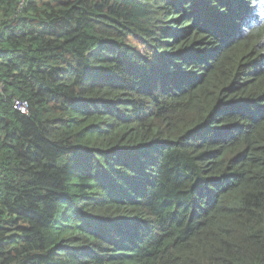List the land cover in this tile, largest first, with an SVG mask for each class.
<instances>
[{"label": "trees", "instance_id": "1", "mask_svg": "<svg viewBox=\"0 0 264 264\" xmlns=\"http://www.w3.org/2000/svg\"><path fill=\"white\" fill-rule=\"evenodd\" d=\"M0 264H264V0H0Z\"/></svg>", "mask_w": 264, "mask_h": 264}, {"label": "built area", "instance_id": "2", "mask_svg": "<svg viewBox=\"0 0 264 264\" xmlns=\"http://www.w3.org/2000/svg\"><path fill=\"white\" fill-rule=\"evenodd\" d=\"M14 107L16 110H18L22 114L28 113V107L27 104L21 101H15Z\"/></svg>", "mask_w": 264, "mask_h": 264}]
</instances>
